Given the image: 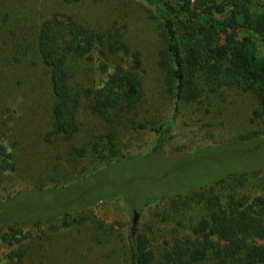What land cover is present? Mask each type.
Masks as SVG:
<instances>
[{
	"label": "rangeland",
	"instance_id": "obj_1",
	"mask_svg": "<svg viewBox=\"0 0 264 264\" xmlns=\"http://www.w3.org/2000/svg\"><path fill=\"white\" fill-rule=\"evenodd\" d=\"M54 13L95 30L126 25L119 32L141 53L143 103L138 121L119 133L112 150L100 142L95 151L79 156L61 139L46 137L53 98L34 42L41 23ZM153 17L143 0H0V146L6 154H0V215L25 221L15 237L9 232L2 240L0 232V264H10L9 253L16 249L24 251V264H127L134 213V234H145L155 255L153 264H160L163 242L188 235L204 215L200 191L178 198L173 193L231 172L236 177L219 185V193L264 196V122L251 121L255 102L236 88L204 92L196 103H179L159 160L143 155L155 144L159 127L171 120L175 100L158 71L159 20ZM258 51L264 52L261 44ZM97 64L96 55L72 60L71 84L98 87L102 77ZM78 119L81 131L105 133L98 116L82 109ZM84 139L80 134L74 147L80 149ZM77 179L82 180L72 183ZM82 190L86 196L81 202L90 201L82 210L41 220L37 226L30 222L45 218L49 205L62 206ZM20 191L18 198L7 201ZM150 196L163 199L144 203ZM187 201L190 212H173L176 204ZM182 220L184 227L178 224Z\"/></svg>",
	"mask_w": 264,
	"mask_h": 264
},
{
	"label": "trees",
	"instance_id": "obj_2",
	"mask_svg": "<svg viewBox=\"0 0 264 264\" xmlns=\"http://www.w3.org/2000/svg\"><path fill=\"white\" fill-rule=\"evenodd\" d=\"M143 1L153 11V18L159 20L157 67L165 75L167 93L175 97L171 120L159 127L155 144L143 155H155L159 160L163 143L177 118L179 103H196L204 97V92L236 88L251 95L255 102L251 121L264 122V52L258 51V44L264 47V0H259L261 5L255 4V0H177L175 4L173 0ZM119 28L124 30L126 25L95 30L71 16L54 13L38 29L34 46L53 98L49 107L51 130L46 137L53 135L61 139L73 154L78 152L76 154L83 156L89 150L93 152L100 142L108 144L112 150L119 133L130 130L131 124L138 121L143 103L141 53L130 48ZM92 55L97 57V70L102 77L99 86L84 89L73 86L71 61ZM82 109L103 120L105 133L94 135L93 130L81 131L83 123L78 115ZM80 134L85 139L83 146L76 149L74 140ZM0 149V154L6 155L1 146ZM231 175L226 172L173 193V198H178L200 191L204 215L191 223L188 235H174L163 242L160 264H264V244L257 242L264 241V196L250 198L237 197L231 192L219 193V185L236 177L234 173ZM59 188L64 187L52 189ZM46 190L50 189L37 191ZM22 193L17 192L7 201ZM85 196L82 190L62 206H58V202L53 207L49 205L45 218L30 222L37 226L41 220L51 221L80 211L90 202H81ZM149 198L144 203L162 200L163 196ZM178 204L172 208L173 212L175 209V213L180 214L191 211L188 201ZM170 216L167 212L166 217ZM2 218L0 215L2 240L9 232L14 237L22 233L18 226L25 221H15L13 215ZM178 224L184 227L183 220ZM127 243V264L154 263L155 255L145 234L136 232ZM9 260L10 264H24V251L12 250Z\"/></svg>",
	"mask_w": 264,
	"mask_h": 264
},
{
	"label": "water",
	"instance_id": "obj_3",
	"mask_svg": "<svg viewBox=\"0 0 264 264\" xmlns=\"http://www.w3.org/2000/svg\"><path fill=\"white\" fill-rule=\"evenodd\" d=\"M136 213L133 214V218H132V225H131V236H133L134 232H135V225H136Z\"/></svg>",
	"mask_w": 264,
	"mask_h": 264
}]
</instances>
